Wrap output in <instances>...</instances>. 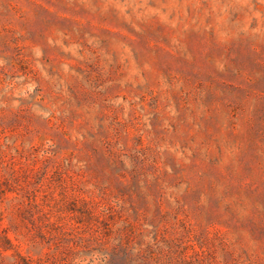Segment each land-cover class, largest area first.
<instances>
[{"label":"rangeland","instance_id":"rangeland-1","mask_svg":"<svg viewBox=\"0 0 264 264\" xmlns=\"http://www.w3.org/2000/svg\"><path fill=\"white\" fill-rule=\"evenodd\" d=\"M0 264H264V0H0Z\"/></svg>","mask_w":264,"mask_h":264}]
</instances>
